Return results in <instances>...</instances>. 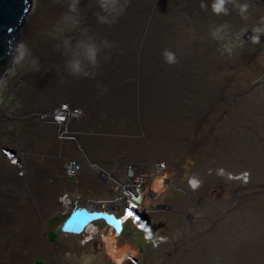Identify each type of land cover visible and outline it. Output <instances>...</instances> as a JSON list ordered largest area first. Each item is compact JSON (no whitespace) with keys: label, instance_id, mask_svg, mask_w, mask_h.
Listing matches in <instances>:
<instances>
[{"label":"rangeland","instance_id":"374dc122","mask_svg":"<svg viewBox=\"0 0 264 264\" xmlns=\"http://www.w3.org/2000/svg\"><path fill=\"white\" fill-rule=\"evenodd\" d=\"M67 2L28 0L13 45L24 41L31 57L15 74L5 71L12 57L0 65V186L11 200L13 188L21 187L14 198L25 211L24 219L22 210L9 211L10 223L19 224L0 228L8 252L23 251L25 264H264V32L259 43L251 40L254 28L264 29V0H232L228 15L219 16L211 0L184 10L172 0H150L144 34L134 29L126 43L120 31L109 46L114 72L76 77L66 87L79 89L58 92L61 73L42 61L41 48L84 34L86 11L73 13L71 25L56 17V7ZM243 3L246 18L239 13ZM140 24L137 19L126 30ZM168 51L176 63L166 62ZM67 101L81 104L84 114L59 143L35 110ZM85 157L101 168L84 162L69 178L63 161ZM131 163L148 174L146 195L114 237L128 257L118 263L102 236L109 229L104 221L78 235L61 226L86 200L102 209L113 200L122 217L118 185L101 170L122 178ZM193 179L200 181L195 190ZM31 223L36 241H14V232L27 234ZM9 260L3 254L2 261Z\"/></svg>","mask_w":264,"mask_h":264},{"label":"bare ground","instance_id":"6f19581e","mask_svg":"<svg viewBox=\"0 0 264 264\" xmlns=\"http://www.w3.org/2000/svg\"><path fill=\"white\" fill-rule=\"evenodd\" d=\"M172 1L181 6L180 10H184L188 7L191 8V7L196 6L198 4V2H200L201 0H172ZM70 2H71V0H70ZM122 3H123V0H122ZM67 4L69 5V2L62 3L60 5V7H56V17L61 16L63 18L62 22L65 23V26L71 25L70 23H72L74 20V19H71L69 17L71 15L74 18L73 13H69ZM77 7H78L77 8L78 11L81 14H82V12L86 11L85 12L86 16L84 18L85 21L83 22L84 27H85L84 34H82L80 36L76 35V36H68L65 38L62 37L61 41H54V42L45 44V45H47L46 47L50 48V50H51L50 53H49V50L47 53L46 47L43 49L44 45H42V48H41V50H43V53L45 54L42 58L43 59L42 61L47 62L48 65H49V63L54 64L55 66H57V68H52L53 70H51V71H59L62 74V75L60 74V76H62L61 80L64 83L62 84V86L60 87L58 92H60L61 88L67 89V90L72 89L74 91H75V89H79L77 87L75 89H73L71 87L70 88L66 87V84H68V82H70L72 79L76 78V76L69 74V72L66 68V63L69 59L74 58L75 52L77 51L78 42H80V41L94 42L101 49L99 56H98V59L100 61L99 66L95 69L90 68L89 71H95L98 74L108 73L107 70L108 71L112 70L114 72L116 65L114 62L111 61V59H113L114 57H111L113 52H112L111 48L109 50V46L111 45V43H115L114 44V47H115L116 42H117L116 38L118 37V33L120 31H124L123 36L125 37L126 43L133 42L131 40L132 38L128 37V32H131L134 29H137V31H139L141 34H144V32L146 31V29L149 25V13H150L149 9L154 7V5H150V0H127V3L124 7V11L122 12L123 17L118 16L116 18L115 23H100V22H98L97 14L100 12V9L96 3V0H79V4L77 5ZM132 8L137 10V12L135 14L131 11ZM233 9H235V8H233ZM235 10H238V9H235ZM67 14H68V17H67ZM137 19H141V24L138 25L136 28H130V29L126 30L128 28V26L130 25V23L136 22ZM73 25H76V24H73ZM65 26H62V30L65 29ZM78 36H79V38H77ZM139 39H141V38L136 37L137 41H139ZM137 49L138 50L134 49L133 52L129 54V57L131 59H133L138 53H140L142 48H137ZM102 50H104L106 52L103 53ZM105 55H107L108 57H107V59L104 60ZM48 65L46 64L47 67H48ZM97 82L98 81L94 82V86L97 85ZM89 85H93V84L89 83ZM82 86L86 87L87 84H83ZM82 86L80 87V90H79L81 92L83 91ZM43 95H44V98L43 97L42 98L45 99L47 94L44 92ZM81 100H82V98H81ZM76 101H78L77 98H76ZM67 103H69L71 106H76L74 108H77L78 111L81 113L80 115L74 116L72 114L71 110L67 111V114L70 117V119H75L76 122H79L80 119L83 117V114H84L83 106L81 104H78L79 106L75 105V104L71 103V101H67ZM137 106L140 107V106H142V104L140 103ZM64 108H66V107H64ZM62 110L58 109V108L54 109L53 105H50V104L45 105V106L42 105L40 108L35 110V113H36L35 117L38 120L39 124L42 126L47 125V126L52 127L54 137H55V139H57V141H60L59 143L67 142L68 137L72 134V131H73V129H72L73 127L66 122L67 118H64L66 110H63V111ZM60 111H62V112L60 113ZM155 116H156V114L152 115V117H155ZM153 120H154V118L152 119V122H153ZM63 121L66 123H62ZM59 123H62V124L59 125ZM158 166L159 165H157V167ZM161 169H162V166L160 167L159 170H161ZM142 172L143 173L140 176V182H139V187L137 188V192H135L133 194L132 188L128 187L129 191H127V195H128V198L130 201L133 202L134 201V200H132L133 198L140 197V200L138 202L134 201V203L130 204L131 208H133L136 204L141 206L144 204V201H145V195L146 194L144 193L142 187L144 185L145 180L148 178V174H147L146 170L142 171ZM112 175H113V173L111 172V174L106 176L107 179L111 178ZM4 180L6 181L5 178H4ZM21 193H22L21 187L20 188H18V187L13 188V194H14L15 198L18 195L20 196ZM14 197H12L13 199L11 200L7 196L6 185H5V187L0 186V228H2V229L6 228L11 223L12 224H15V223L19 224V222L15 219H13V222L10 223V217L7 214L11 210H13L14 212H18L19 210H22L23 215L21 214L20 217L22 219H24L23 216H24L25 211L23 209H20L19 206L15 203ZM96 204L97 203L94 200H86L85 202L79 203L76 206H81V207L86 206V207L93 209V210L106 211V212H109L111 214L116 215V212H114L112 209V206L114 205L113 200L105 202V205L107 206L105 209L98 207ZM139 206H137L134 215L137 214V210H138ZM109 208H111L112 210H109ZM134 215H132V216H134ZM25 216L27 218L30 217L28 213H26ZM132 216L128 217L126 220H123L121 222V230L119 232H116L114 227L107 224V226L109 228L107 230L108 233L105 235L102 234L106 244L109 247L111 255L113 256V258L118 263H122V262H124V260L126 261V259H128V257L126 258V256H125L126 250L118 249L117 245H115L114 237L117 236V234H119V233L121 234V232L124 229V223L128 219H130ZM66 219H67V217H66ZM94 223H95V221L90 223L85 228V230L92 229V227H94ZM94 232H96V231L94 230ZM36 238H37V235L35 233L33 223L28 224L27 234L23 231L22 232L16 231L13 234L14 241H18V242H20V241L21 242H30V241L32 242V240L35 242ZM8 248H9V245L7 244L6 239H5V241H0V264H25L24 260H25L26 256H25V253L23 251H12L11 252V247H10V251L8 252V250H7ZM32 252H34V251H31L30 255L33 254ZM3 254L8 256V257L10 256V260L8 261V263L2 261Z\"/></svg>","mask_w":264,"mask_h":264},{"label":"clouds","instance_id":"9594fccd","mask_svg":"<svg viewBox=\"0 0 264 264\" xmlns=\"http://www.w3.org/2000/svg\"><path fill=\"white\" fill-rule=\"evenodd\" d=\"M96 3L100 9L97 14V20L100 23H115L116 18L122 14L127 0H96ZM232 3V0H211V11L215 15H228V5ZM79 0H71L68 5L69 13H76L78 11L77 5ZM204 7V5H202ZM239 13L242 18H246L248 10V4L243 3L239 6ZM75 19V18H73ZM251 37L252 43L257 44L260 42L259 33L264 32V29L256 27L253 30ZM101 49L94 42L80 41L77 45V51L75 52L74 58H71L66 63V68L70 75L79 76H92L98 75L95 71H89V69H95L99 66V53ZM8 54L12 57L9 68L5 71L9 74H15L17 68L24 65L25 61L31 57V51L24 41L15 43L10 46ZM165 60L169 64L177 62L174 53L168 51L164 53ZM191 187L195 190L200 186V181L193 179L190 181ZM137 208V204L135 205ZM130 207V206H128ZM127 207V208H128ZM126 208V209H127ZM124 209V211L126 210ZM123 211V212H124ZM116 216V215H115ZM118 218V216H116ZM66 220V219H65ZM64 220V221H65ZM64 223V222H63ZM63 225V224H62Z\"/></svg>","mask_w":264,"mask_h":264},{"label":"water","instance_id":"95a60500","mask_svg":"<svg viewBox=\"0 0 264 264\" xmlns=\"http://www.w3.org/2000/svg\"><path fill=\"white\" fill-rule=\"evenodd\" d=\"M28 10V0H0V62L5 58H8V62L10 61L9 48L13 46L17 30L24 21ZM132 200L138 202L140 197ZM98 220L114 227L116 232L121 230L123 220L117 218L115 214L93 210L86 206H75L61 226V232L78 235L83 233L90 223ZM35 264H42V262L37 261Z\"/></svg>","mask_w":264,"mask_h":264},{"label":"built area","instance_id":"2783aa9c","mask_svg":"<svg viewBox=\"0 0 264 264\" xmlns=\"http://www.w3.org/2000/svg\"><path fill=\"white\" fill-rule=\"evenodd\" d=\"M64 107H66V108H64ZM74 107H76V106H71L67 102H66V104H63L62 106L57 107L58 109L62 110L64 108L63 110H66L64 118H67L66 122L73 127L72 128L73 130H75L74 125L76 124V121H75V119H70V117L67 114V111L71 110V112L74 116L81 114L78 111V109L74 108ZM54 109H56V108H54ZM62 111H60V113ZM66 122L63 121L62 123H66ZM62 123H59V125H61ZM84 162H86L92 168H99V167L101 168V166L96 161H93L87 157L81 158V159H79V158H67L66 160L63 161V167L62 168L68 176H72V177L75 176L76 177L77 175H79L81 173V171H82L81 169L83 168ZM128 168H129V171H128V173H126V176L124 175V177H122L123 179L118 178L115 175H112L111 178H108L109 180L115 182L118 185V187H117V190L119 192L118 197H119V199L122 198L123 203H124L123 205H125L124 209H126L127 206H130L131 203H134V201L132 202L128 198V195H127V191H129L128 187L132 188L133 194L135 192H137V188L139 187V182H140V176L143 173V172H140L138 166L135 163L129 164ZM101 171H102L101 173L105 176L111 174V172H109L108 170H103V168ZM142 171H145V170H142Z\"/></svg>","mask_w":264,"mask_h":264},{"label":"flooded vegetation","instance_id":"af4514ba","mask_svg":"<svg viewBox=\"0 0 264 264\" xmlns=\"http://www.w3.org/2000/svg\"><path fill=\"white\" fill-rule=\"evenodd\" d=\"M0 113H1V112H0ZM0 126H1V122H0ZM13 130H14V133H15V132H18V130H17V126H16L15 124L13 125ZM14 133H13V134H14ZM68 177L71 178L72 176H68ZM69 178H68V180H69ZM69 181H71V180H69Z\"/></svg>","mask_w":264,"mask_h":264},{"label":"trees","instance_id":"16d2710c","mask_svg":"<svg viewBox=\"0 0 264 264\" xmlns=\"http://www.w3.org/2000/svg\"><path fill=\"white\" fill-rule=\"evenodd\" d=\"M8 61V58H5L2 62H0V65H3L4 63H6Z\"/></svg>","mask_w":264,"mask_h":264},{"label":"snow or ice","instance_id":"6c2138e0","mask_svg":"<svg viewBox=\"0 0 264 264\" xmlns=\"http://www.w3.org/2000/svg\"><path fill=\"white\" fill-rule=\"evenodd\" d=\"M9 31H11V29H9ZM128 215H131V213H129Z\"/></svg>","mask_w":264,"mask_h":264}]
</instances>
